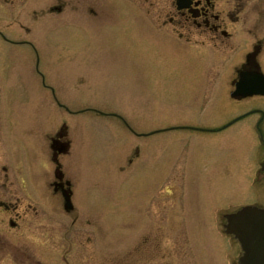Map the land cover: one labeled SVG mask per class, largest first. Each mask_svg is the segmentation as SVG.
Segmentation results:
<instances>
[{"label": "rangeland", "instance_id": "rangeland-1", "mask_svg": "<svg viewBox=\"0 0 264 264\" xmlns=\"http://www.w3.org/2000/svg\"><path fill=\"white\" fill-rule=\"evenodd\" d=\"M53 1L0 4V29L22 41L10 45L0 37V177L5 164L10 178L23 177L28 190L35 185L41 194V183L54 174L48 136L66 119L72 145L61 161L71 175L76 219L71 221L58 195L44 205L49 231L61 246L58 255L86 264L101 257L107 264H133L136 258L140 264H234L239 248L221 228V214L252 197L254 184L241 169L255 168V134L245 127L241 144V124L218 134L185 125L211 127L246 109L228 91L247 41L233 50L186 46L151 23L153 13L145 9L151 0H89L88 14L68 7L58 13L49 8ZM262 10L249 4L241 35ZM263 26L251 31L260 34ZM28 39L60 102L114 111L137 132H157L137 137L117 117L92 111L66 115L41 87ZM10 145H17L15 154ZM226 161L232 176H239L221 173ZM200 176L213 183L189 179ZM44 193L51 196L49 187ZM136 197L146 201L143 210ZM196 214L208 223L200 224Z\"/></svg>", "mask_w": 264, "mask_h": 264}, {"label": "flooded vegetation", "instance_id": "flooded-vegetation-1", "mask_svg": "<svg viewBox=\"0 0 264 264\" xmlns=\"http://www.w3.org/2000/svg\"><path fill=\"white\" fill-rule=\"evenodd\" d=\"M15 1L17 0H0V4L3 3L11 6ZM157 1L158 0L149 1L148 7H145L148 13H153L149 18L151 23H153L155 28L161 33L170 36V38L183 41L186 46L190 43L196 45L207 44L216 48L217 51H220V49L233 50L242 45V40H245V42L247 41L246 44L248 48L239 57L240 59L233 64L232 74H230L229 77V85H232V88H234L235 84L239 81L240 73H247L250 77L257 72L264 76V31L260 34L251 31L252 28L262 27L264 25V19L261 17L264 15V0H160L162 5L158 7L155 4ZM249 4L254 8L260 5L263 7V10L261 16H259V10L257 11V13H259L258 18L256 16L255 19L250 22L251 27H248V31L243 33L245 35H241L242 32L238 31V27L242 28V25L246 23L243 12L246 11ZM261 4H263V6ZM67 7L70 9L71 13L75 14L80 11H84V13L88 14V11L92 10V5L89 0H54L49 6V8H52L58 13H61L64 8ZM136 7L139 6L136 5ZM73 17L76 20L77 16L73 15ZM236 28L237 30L234 31ZM0 36L4 40L9 39L6 33L1 29ZM230 92L231 90L228 91L229 95ZM231 98L240 103L246 102L248 104L246 109L226 118L217 125L211 127L194 125L193 127L194 130L203 133L218 134L231 130L235 125L241 124V126L244 127L236 128V134H238L239 139L245 127L246 130L250 132L252 130L255 134L254 140L257 146L254 149V160H257V163H255V168L251 170L250 168L248 169L249 165L241 169V173L245 174L244 177L251 179V186L254 184L250 191L252 197L245 203L239 204V207L230 209V211L221 214L223 220L220 226L223 231L227 223L225 217L227 214L245 205L264 207V95ZM243 123L245 125H242ZM240 141L242 144L243 140L240 139ZM57 142L59 143L60 141ZM55 146L58 149V146ZM134 154L137 159L140 158L139 145L135 147ZM226 162L227 163H224L226 165L222 166L221 173L223 175L227 173L225 176L229 177L232 176V170L230 162ZM1 168L3 175L0 177V188L4 190L0 192V264H62V261L63 264H86L83 263V258L71 256L68 261H65V257L62 258L63 256L58 255L61 246L54 243H57V241L54 239L53 232L49 231L50 224L46 223V220H48V218L50 219V217L46 216L47 208L44 205L50 206L53 204L54 200L58 201L56 198L57 195L59 199L62 200L63 210L69 217H72L71 221L76 219L75 207L67 210L64 207V198L62 195V190L68 189L71 183L68 184V180L58 173L53 179L41 183V194H39L35 185L34 192L28 190L29 184H27V181H24L23 177H17V179H15L14 175H12V178H10V169L7 165L2 164ZM247 169L248 175L245 173ZM237 176L239 175H234L232 177ZM202 177L203 176L192 177L189 179L193 181L197 178L196 181L193 182H197L198 184L213 183L207 176L204 178ZM180 179L181 184L187 183V180L185 181L183 178ZM31 184H34V181H31ZM48 187L51 189V196L46 198L44 190ZM40 195L42 199L39 198ZM71 198L72 196L70 199ZM136 200H138L139 203L138 209L143 210L146 201L140 197H136ZM141 202L143 203L141 204ZM148 203L150 204L149 200ZM206 205H208V202ZM148 208L149 205L146 209ZM211 209L215 217L217 210L214 209V207H211L209 210ZM208 215L211 214L208 212ZM219 215L220 214H218V216ZM199 216L200 214L197 215V219L200 224L207 221L206 219L205 222L203 219H199ZM212 220L214 221L213 217ZM207 223L208 222H206V224ZM56 236H58V234H56ZM69 247H71V245H69ZM105 260H108V258L101 257L99 262L95 261L93 264H107ZM140 263V259L136 258L133 264ZM149 263H151V261H149L148 264Z\"/></svg>", "mask_w": 264, "mask_h": 264}, {"label": "water", "instance_id": "water-1", "mask_svg": "<svg viewBox=\"0 0 264 264\" xmlns=\"http://www.w3.org/2000/svg\"><path fill=\"white\" fill-rule=\"evenodd\" d=\"M248 75L240 73L232 96L264 95V76L257 72ZM62 193L64 207L69 210L72 208L69 193L65 190ZM225 217V230L237 239L242 251L238 264H264V208L246 205Z\"/></svg>", "mask_w": 264, "mask_h": 264}, {"label": "bare ground", "instance_id": "bare-ground-1", "mask_svg": "<svg viewBox=\"0 0 264 264\" xmlns=\"http://www.w3.org/2000/svg\"><path fill=\"white\" fill-rule=\"evenodd\" d=\"M56 104H57V103H56ZM57 105H58V104H57ZM89 107H91V106H86V107H84V108L78 109V111H80V110H82V109L86 110V109H88ZM65 114H66V115H69V116H70V115H74V116H76V114H78V113L76 112V109H73V108L69 107V108L66 109ZM61 123H64V124H66V125H69L66 119L62 120ZM16 146H17V145H10V149L13 148V150H10V152L12 151L11 153H13V154L16 153V151H17V149H16L17 147H16ZM15 150H16V151H15ZM61 157L64 158L65 155H62V156L58 157L57 159H55V157H54V160L52 159L53 166H54V168H55V169H54L53 178H54L56 175H58V173H60L62 176H64V178H66L67 180H70V181H71V177H70L71 175L67 174V171L65 172V169H64V167H63V164H58V163H61V162H62V161H61ZM68 172H70V171H68Z\"/></svg>", "mask_w": 264, "mask_h": 264}]
</instances>
